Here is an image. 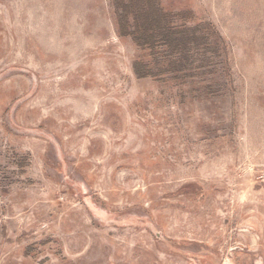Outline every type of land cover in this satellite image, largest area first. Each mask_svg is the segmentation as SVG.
Masks as SVG:
<instances>
[{
    "label": "rangeland",
    "instance_id": "1",
    "mask_svg": "<svg viewBox=\"0 0 264 264\" xmlns=\"http://www.w3.org/2000/svg\"><path fill=\"white\" fill-rule=\"evenodd\" d=\"M228 49L145 77L112 0H0V264H264V0H162Z\"/></svg>",
    "mask_w": 264,
    "mask_h": 264
},
{
    "label": "trees",
    "instance_id": "2",
    "mask_svg": "<svg viewBox=\"0 0 264 264\" xmlns=\"http://www.w3.org/2000/svg\"><path fill=\"white\" fill-rule=\"evenodd\" d=\"M120 36L131 37L143 51L133 63L136 75L145 77L202 78L213 56L223 57L229 75L228 49L212 23L190 24V10L174 11L162 0H112Z\"/></svg>",
    "mask_w": 264,
    "mask_h": 264
}]
</instances>
